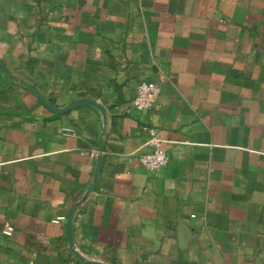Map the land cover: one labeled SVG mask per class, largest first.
<instances>
[{
	"label": "crops",
	"instance_id": "obj_1",
	"mask_svg": "<svg viewBox=\"0 0 264 264\" xmlns=\"http://www.w3.org/2000/svg\"><path fill=\"white\" fill-rule=\"evenodd\" d=\"M0 64V264H264V0H0Z\"/></svg>",
	"mask_w": 264,
	"mask_h": 264
},
{
	"label": "built area",
	"instance_id": "obj_2",
	"mask_svg": "<svg viewBox=\"0 0 264 264\" xmlns=\"http://www.w3.org/2000/svg\"><path fill=\"white\" fill-rule=\"evenodd\" d=\"M159 96V89L147 82H140L136 89L135 97L132 101V106L137 111H147L154 107L156 100ZM144 133L147 136V145L151 151L139 157L141 166L149 172H157L164 168L168 163V157L163 147V139L160 132L151 127H144ZM66 133L74 135L72 129H66ZM12 228L7 227L4 231L6 236H10ZM93 264H99L93 262Z\"/></svg>",
	"mask_w": 264,
	"mask_h": 264
},
{
	"label": "water",
	"instance_id": "obj_3",
	"mask_svg": "<svg viewBox=\"0 0 264 264\" xmlns=\"http://www.w3.org/2000/svg\"><path fill=\"white\" fill-rule=\"evenodd\" d=\"M0 70H2L5 73H8V71L6 70V68L4 66H2L0 64ZM27 89L30 90L31 92H33L38 99L42 102V104L49 109L50 111L57 113V114H64L66 112H68L69 110L75 108V107H79V106H83V105H87V106H91L93 108H95L97 111H99L102 116H105V111L103 109V107L98 104L97 102L90 100V99H79V100H75L70 102L67 106L63 107V108H58L53 106L50 102H48L43 96H41L35 89H33L30 86H27ZM99 150H102V140H99ZM100 157L101 155H98V161H97V166H96V171H95V175L98 174L99 169H100V165H101V161H100ZM76 206H74L67 218V223H66V230H67V240H68V244L69 247L71 249H73V242H72V237H71V223H72V219H73V215L75 212ZM76 257L83 262V260L79 257V255H76Z\"/></svg>",
	"mask_w": 264,
	"mask_h": 264
}]
</instances>
